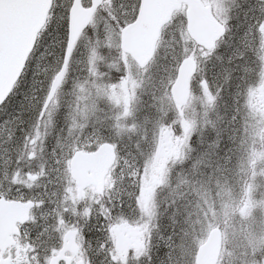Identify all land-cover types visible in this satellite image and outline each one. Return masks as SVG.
<instances>
[{
  "label": "snow or ice",
  "instance_id": "obj_1",
  "mask_svg": "<svg viewBox=\"0 0 264 264\" xmlns=\"http://www.w3.org/2000/svg\"><path fill=\"white\" fill-rule=\"evenodd\" d=\"M75 2L76 0H51L50 5H47L48 15L39 26L38 34L34 38L29 37L27 43H22L17 38L12 27L6 29L2 19H0V78L6 81L0 83V130L7 131L13 140L16 139L15 131H19L18 128L13 131V128L10 127L15 109L19 107L17 102L25 99L30 83H41V81L34 80V69L38 66V57L43 58L45 55L53 57L57 64L54 70L57 81L56 100L50 105L49 120L46 124L49 129L59 119L55 115L56 112L61 111L58 97L60 89L66 84V78L72 75L69 69L73 58H77L78 63L87 65L81 69L87 74V80L83 83L76 80L72 81L70 93L73 96V101L71 105L66 106V111L62 114L67 121L64 131L71 133L68 123L74 124L75 121L79 120L83 126L82 131L88 132V139H85L83 135L78 139L69 135L66 143L61 147H55L52 150L55 153L52 160V164L56 166L54 171H60L62 155L66 158L72 156L73 141H75L76 146L89 151H97L102 145H114L119 156L126 161L129 156H132L127 144V141L131 140V130L127 128V121L131 118L133 120L132 128H141V138L136 141L138 149L147 143L149 126L155 125V121L147 116L142 122H136V114L139 109L133 107V97L129 96L124 105L119 99L121 94H126V89L121 87V79L125 75L124 61L121 58L122 29L136 20L140 11L141 0H118L115 8L108 5L102 8L98 5L96 13L90 18H86L83 28H77L71 20ZM92 4L93 0H80V6L83 8H91ZM214 5L221 27L218 30L217 38L209 41L206 47L200 49L202 58L199 59V63L207 64L213 58L214 53L220 49L223 40L227 38L229 33L233 32L235 27L238 33V39L233 37L237 44L236 56L243 64V68L240 64L236 66L241 75L237 77L238 83L234 92L235 108L229 119L234 124L237 121L240 122V126L234 131L237 133L243 131V135L239 137L237 144V148L242 150L250 139L254 140L256 137H260L264 141V110L254 106L252 92L255 84L249 79L251 76H256L258 70L264 68L261 63L264 62V0H255V3L250 7L241 3L240 0H214ZM241 10L242 15L240 14ZM182 22H186L183 16L178 17L175 22L181 33H183ZM192 43L194 41L189 36H185L184 47L181 49L185 56L188 51H191L190 45ZM174 51L175 49H173ZM249 55L255 58V68L244 63ZM47 71L46 68L45 72ZM162 71L167 72L168 69L165 68ZM224 71L229 75L224 76L223 79L231 85L232 70L225 69ZM139 74L137 72L135 75L138 76ZM261 74L264 75V72ZM259 78L257 76V79ZM151 79L150 76L149 80ZM126 80L131 81L133 88L136 87V81L132 79L131 74ZM89 82L95 89L94 94L86 91L85 84ZM161 84L170 87V84H166L163 78ZM217 87L220 85L217 84ZM165 99L171 100V96L164 93L160 100ZM197 99L190 96L185 101V106L191 108ZM199 100L205 105V116L208 114L207 109L215 110L216 98L213 95L207 94ZM101 103H104L106 108H101ZM157 111H163V109H157ZM198 115L199 113H194L193 119L189 122L190 138L187 141V159L183 162L186 179L182 183L190 186H202L206 179L210 182L220 169L221 154L228 150L229 138L221 130V125L213 124L215 131L207 133L209 142L203 140V130L196 127L195 117ZM217 119L220 120L222 117L217 114ZM206 122L212 123V121ZM47 135L46 133L44 144L40 148L39 161L32 159L25 162L13 158L12 164L9 165V171L12 170V165H15L16 168L23 166L22 171L24 173H41L42 169L47 171L48 155L50 154L47 150ZM198 136L201 138L199 141ZM236 140L235 136L231 137L232 143L236 144ZM2 143H8V141ZM25 143L24 137L21 136L19 148L26 151ZM2 151L4 149L0 147V152ZM7 151L12 153L13 149L9 148ZM20 154L19 151H16L14 157H19ZM137 155H142V153L138 151ZM225 159L230 161L231 157L228 156ZM70 175L69 173V177ZM27 179V176L23 177V180ZM17 181L19 182H13L11 177L5 180L3 175H0V194L8 192L14 194L16 199L32 200L33 208L39 213L34 222L38 223L41 219L45 221L51 219L54 223L52 227L46 224L41 230L34 233L36 238L33 241L36 244L34 251L38 253L37 255H30L27 259L16 260L13 257L12 260H8L7 253H5L3 257H0V264H13V261L15 264H63L55 252L49 258L47 254L52 249L44 237L46 233L59 232V228L55 226V221L58 214H63L68 202L65 201L64 206H61L58 201L50 198L52 194L48 188V179L42 174L39 175L38 181L30 187L25 185L20 177H17ZM70 183L74 185L75 181L70 180ZM217 187H219L218 184ZM85 190L91 193L87 185H85ZM113 191L115 195L110 194L101 199L99 203H97L95 196L91 197V204H89V197L87 196L79 201V205L84 207V212L75 216V222L69 221V223H73L74 234L82 233L84 236H89L97 229L100 232H106L111 218H118L124 210L129 208L125 198L132 197L133 200L135 199L134 194L126 189H114ZM25 193L28 194L25 195ZM183 195H187V193H182L181 198ZM8 198L11 199L13 196L9 195ZM101 204L104 205L103 208H101ZM49 205L51 206L48 207ZM90 207L96 210L95 218L89 211ZM45 208H47L46 211ZM100 221L104 222L103 226ZM94 224L95 228H93ZM77 227H79V232L76 231ZM24 235L30 239L27 232ZM186 236L187 232H181V237ZM48 239H52V236H49ZM163 239L167 241L165 246L168 248L163 264H184L187 257L184 239L177 242V238L172 235ZM77 247H79L78 244ZM41 249L43 254H39ZM62 255H70L68 249H64ZM144 259L147 264H156V258L151 256L150 251ZM71 264H83V261L72 258Z\"/></svg>",
  "mask_w": 264,
  "mask_h": 264
},
{
  "label": "rangeland",
  "instance_id": "obj_2",
  "mask_svg": "<svg viewBox=\"0 0 264 264\" xmlns=\"http://www.w3.org/2000/svg\"><path fill=\"white\" fill-rule=\"evenodd\" d=\"M208 3H211L214 7V11L216 13L214 0H205ZM118 0H106V5L109 7L115 8L116 3ZM243 4L248 5L249 7L255 3V0H241ZM103 7V5H102ZM105 7V6H104ZM183 14V12H181ZM131 20V17H129ZM172 32L176 35L179 39L177 40V45L173 58L175 60H182L188 57H194L196 60L202 58V52L199 47H197L194 43L190 45L191 51H188V54L185 56L181 49L184 47V39L185 36H188L186 33L185 24H183V33L178 28L176 23L173 24ZM121 58L124 61V67H126V72L124 78L121 79V87L123 88V84L128 82V88L130 91V96L133 97V103L135 102L134 108L139 109L136 114V120H139L141 116L138 117V114L143 112L144 117L147 116L152 119L150 115V109L152 106L157 107L158 109H163L164 115L168 112H171L169 115H166V118L174 117V114L180 116V127H181V135H177L172 128L167 124L159 125L158 130L148 131V144L152 148V151L146 152V159H145V166H139L138 160L135 157L129 156L127 160L123 164V171L126 167L128 171L134 178H129L130 180L127 182L123 178V183L129 186H136L140 183L141 194L137 199H134L130 202H126L129 205V208L125 211L132 215L135 210L138 208L140 211L141 216L134 222L127 221V215L122 213L117 224H111L110 230L107 232H100L98 229L96 230V237L99 240L100 248L102 251V256L98 264H123L126 263L131 257L137 258L139 257L144 249H137L135 251H126L128 237L127 235H134L136 236L139 233H143L145 237L146 229L148 228L150 223H153L156 217V209L153 204L152 194L154 188L160 185L163 181L165 169L169 162L177 161L183 156L184 149L187 145V141L189 139V122L193 119V114L199 111V116L201 113L200 110L205 109V105L200 102L199 98L205 97L207 94H213L212 88H208L207 90H203L200 87V84L194 87V95L193 97L198 98L196 101L193 102V106L191 108H187L186 106H176L173 101L172 97L171 100L165 99L163 101L160 100V97L167 93L170 95V87H165L161 84V77L160 80H149V77L152 78V67L149 69H140L137 67V64L128 56L121 52ZM168 59V58H167ZM179 61V62H180ZM264 65V62H261ZM87 67V65L78 63L77 58H73L70 66L71 76L66 78V84L64 87L60 89L59 93V103L61 105V111L56 112V116L59 118L63 116L62 112L66 111V106L72 104L73 96L70 93V88L73 80H76L79 83H83L87 80V74L81 71L82 68ZM48 69L46 64L44 65L41 62V58L38 57V66L34 69L35 76L34 80L36 81H44L49 76V69L45 72V69ZM137 72L140 74L137 76L135 75ZM264 72V68L260 69L259 72V82L255 85L253 89L252 96L254 98L253 103L254 106L259 108L260 110H264V75L261 73ZM204 73L212 74L211 71H204ZM55 74V73H54ZM54 74L51 76L49 82V87L53 80ZM132 75V79L136 81V87H132L131 81H127L126 78L129 75ZM214 77H217L216 75ZM40 80H39V79ZM166 84H170L171 82L167 83L166 79L163 78ZM214 81H211V83ZM213 84V83H212ZM35 85V83H32ZM85 88L87 92L95 93V89L92 87L91 83H86ZM155 97V98H154ZM121 104H126L125 102V94H121L119 97ZM56 97L53 102H55ZM101 108H106L104 103H101ZM50 110V109H49ZM206 110V109H205ZM205 112V111H204ZM208 112V109H207ZM138 117V119H137ZM199 117L195 119L196 123H198ZM49 120V111L46 114L45 121L35 129L33 134V138L28 140L27 153L31 155V159H36L37 161L40 160V148L44 144L45 141V134L47 133V138L50 135L48 128L46 127L47 121ZM127 122L133 124V120L130 118ZM81 121L77 120L74 122L73 127L71 128V133H69L65 138H68L69 135L74 136L75 138H79L81 135L84 136L82 133V126ZM197 127V125H196ZM154 131V132H153ZM85 139H88V132L84 136ZM260 137H256L255 140ZM33 143V145H32ZM73 148H79L75 145V141H73ZM27 162L24 158H20ZM49 160V159H48ZM253 164L251 169V175L248 183V187L246 189V196L243 205L239 208V211L235 218L228 217L226 213L219 214V213H211L208 216L207 223L205 225V229L202 232V237L198 240L197 244L195 245L194 252L191 254V264H195V249L198 244L206 237L208 234L209 228L213 227V224H217L222 222L225 226H227V231H225L224 236L227 237V243L229 245V254L236 256L237 253H240L247 259V264H264V207H262L259 203H256L255 196L257 198H263L264 193V170H261L259 166L264 167V160L263 155L260 152H256V156L252 158ZM51 166V163H49ZM127 165V166H126ZM5 166V162L3 163ZM55 166V165H53ZM64 166H67L66 164ZM23 166H21L22 168ZM129 167V168H128ZM60 171H57V182H58V198L57 200L64 205L65 201H67V206L69 209L71 205L77 203V187L76 185L70 183L71 176L69 177V170L62 171L61 164L59 166ZM52 168L49 170L48 173H51ZM137 173H141L142 177L138 178ZM29 173L20 172V168H13L11 171L7 172L6 179L11 177L13 182L17 181V177L23 181L25 185L30 187L32 184L36 183L30 177H28ZM32 174V173H31ZM36 175V174H32ZM27 176V180H23V177ZM51 179H49L48 184H50ZM108 183L107 186H109ZM128 191H131L128 189ZM132 192V191H131ZM89 194V192H88ZM95 196L97 202L99 201V196L96 190L91 189V193L89 194V204H91V197ZM131 198V197H130ZM65 207V208H66ZM58 225L55 223V226L59 228V232L50 233L48 235L52 236V239H49V242L56 243L58 241H62L64 233L73 228V225L69 223H65L64 219H58ZM95 227V224L93 225ZM103 226V225H102ZM30 230H27L29 232ZM246 233H250L247 237V241L249 244L244 243V239L246 237ZM245 236V237H244ZM242 238V242L239 241V238ZM143 241V238L140 239ZM139 242V241H138ZM34 246L33 250L26 249L24 245L18 246L12 253L16 260L20 259H27L30 255H37L38 253L34 251L36 248V244L32 242L30 246ZM59 247H52L51 252L49 253V258L53 255V252L57 253ZM225 252V250H224ZM223 252V255H224ZM263 254V259L257 260L256 256L257 253ZM77 259L84 258V252L80 253ZM15 262V261H14Z\"/></svg>",
  "mask_w": 264,
  "mask_h": 264
},
{
  "label": "trees",
  "instance_id": "obj_3",
  "mask_svg": "<svg viewBox=\"0 0 264 264\" xmlns=\"http://www.w3.org/2000/svg\"><path fill=\"white\" fill-rule=\"evenodd\" d=\"M107 10V9H106ZM241 15L243 14L241 10ZM181 17L176 15L174 22L169 29H166L161 37L160 45L156 58L153 62L154 72L152 75V80H160L161 77L170 81L175 75L177 60L173 58V49L176 48L177 40L181 37H177L172 32L173 24L176 22L177 18ZM184 24V22H182ZM237 37L238 33L234 27L233 32L229 33L227 38L222 42V45L218 51L214 53V56L207 64H201L200 68L205 69V66L209 71L212 72L213 76H217L215 79V84L213 88L214 97L216 98L215 110L208 109V114L205 116V109L199 117L197 128L202 129L204 132L203 140L208 141L207 133L214 132L213 124L221 125V130L225 133L226 137L229 138L227 148L228 150L223 152L220 157V169L216 172L215 176L209 182L207 179L202 186H190L186 183H182L186 179L184 175L183 162L187 159V146L184 149L183 156L173 162H169L165 169V174L163 178L162 185L159 186L155 193V205H156V217L153 221V225L148 231V237L146 241L145 253L142 257L138 259H131L130 264H147L144 259L148 252H151V256L156 258V264H163L166 259L168 248L165 246L167 241L163 239L166 236L172 235L177 238V242L180 239H184L186 244L187 257L184 264H191V254L195 248L197 241L202 237V232L205 229V225L208 220V215L211 213H226L228 217L235 218L239 208L243 205L246 189L248 187L250 175H251V164H253V156H256V152H260L263 155L264 160V141L260 138L256 140H249V142L244 146V148L238 149L237 144L239 143V137L243 135V131L237 133L234 129L240 126V122L237 121L235 124L229 119L233 114L234 104V92L235 87L238 83L237 77L241 75V72L236 69L238 64L243 68V64L236 56L237 44L233 37ZM168 58V62L165 64V59ZM219 57V59H216ZM250 61V63H249ZM41 62L48 67L50 74L48 78L44 81L40 80L42 84L34 87L30 86L28 92L25 95V102L18 101L19 107L15 109V115L12 117V124L10 127L15 131L17 128L19 131H15L16 139L13 140L8 132L0 136L1 142L8 141V143H2L4 151L0 152V157L5 154V151L9 148L13 149L12 153L8 156L11 159L24 158L27 162L29 161L30 154L24 149L19 148L20 137L23 136L26 141L25 147L27 148L28 140L33 138L35 129L33 126L38 123V111L41 107L43 100L45 99L47 89L44 87L45 83H49V78L54 72L57 64L53 57L43 56ZM248 63L249 67L255 68V58L249 55L248 59L244 62ZM124 67V66H123ZM167 68L168 71L164 72L163 69ZM225 69H230L231 71V85L224 81L223 77L229 75L225 72ZM201 71V72H203ZM126 72V67H124V73ZM260 70L257 71L256 76H251L249 79L254 82L255 85L259 82L257 76H259ZM156 74V75H155ZM211 79V76L207 75ZM260 77V76H259ZM81 81V80H80ZM78 81V82H80ZM212 81V79H211ZM217 84L220 87H217ZM157 107L152 106L150 109V115L152 116V121H155V125H150L148 131L155 130L157 126L162 124L169 125L176 134L180 135V119L181 116L174 114L172 120L164 112L157 111ZM169 112L167 115H169ZM217 114L222 119H217ZM140 123L144 119V113H139ZM137 117V119H138ZM6 119V118H5ZM206 121H212V123H207ZM62 122V121H60ZM71 126L68 123V128ZM127 128L130 129L131 140L127 141L128 147L132 152V157H135L139 162V166H145L146 152L152 151V148L148 144H143V147L137 148L136 141L141 138V128H132V123L127 122ZM154 132V131H153ZM235 136L237 138L236 144L231 142V137ZM190 138V137H189ZM198 141L201 139L197 137ZM143 143V141H142ZM15 145V147H14ZM19 151L21 154L19 157H14V153ZM142 153V155H137V152ZM230 156V161L225 159V157ZM119 162H125V159L119 156ZM127 166V165H126ZM261 170H264L263 166H259ZM129 173L125 178H130ZM142 174L138 175L141 178ZM217 184L219 187H217ZM186 192L187 195L182 193ZM264 196V193H263ZM256 203H259L264 207V199H258L256 197ZM80 206L74 209L75 213H81ZM217 226L223 228L227 231V226L222 222L217 223ZM181 232H187L186 237H181ZM250 233H246L244 243L249 244L247 237ZM242 242V238H239ZM229 252V245H225V251ZM257 259H263V254L257 253ZM221 264H247V259L240 253L233 256L229 253L225 254Z\"/></svg>",
  "mask_w": 264,
  "mask_h": 264
},
{
  "label": "water",
  "instance_id": "obj_4",
  "mask_svg": "<svg viewBox=\"0 0 264 264\" xmlns=\"http://www.w3.org/2000/svg\"><path fill=\"white\" fill-rule=\"evenodd\" d=\"M51 0H0V19L4 27H12L17 38L22 43H27L29 37L38 34L39 26L48 15L47 5ZM103 0H93L91 8L80 6V0H76L71 13L72 23L77 28H83L86 18H90L101 5ZM185 9L187 31L200 46L206 47L209 41L218 36L221 27L220 21L213 14L212 6H206L202 0H141L140 11L136 20L122 29L121 49L129 54L141 68H144L153 58L161 29L171 20L175 11ZM197 64L191 58L184 59L179 65L176 80L171 86L173 100L178 105H184L190 97L191 78L196 72ZM0 78V83H4ZM207 87V82H202ZM126 89V85L124 86ZM57 89V81L54 78L43 112L52 101ZM127 91V89H126ZM116 158L113 145H102L95 152L88 153L76 151L71 158V174L79 185V197L84 195L85 185H95L102 192L104 180L109 168ZM31 208L30 203L0 201V232L2 228L15 225L16 221L27 219V213ZM4 213V214H3ZM25 218H21V217ZM73 230L66 233L65 244L58 257L64 259L67 264L70 260L62 255L64 249L72 253L78 252ZM0 244L5 249L11 243L6 239ZM222 248V232L219 228H213L205 242L201 244L196 253V264H217Z\"/></svg>",
  "mask_w": 264,
  "mask_h": 264
},
{
  "label": "flooded vegetation",
  "instance_id": "obj_5",
  "mask_svg": "<svg viewBox=\"0 0 264 264\" xmlns=\"http://www.w3.org/2000/svg\"><path fill=\"white\" fill-rule=\"evenodd\" d=\"M0 147L3 148V146H2V142H1V141H0ZM5 155H6V151H5V154H4L2 157H0V160H1V159H4ZM5 162L7 163V164H5L6 166H9V165H10V160H9V159H5ZM0 166H3V164H0ZM4 179H6V177H4ZM120 189H121V188H120ZM49 191H50L51 194H52L51 197H55V196H57V194H58V182H57V179L54 178V179L50 182ZM27 194H28V193H25V195H27ZM9 195H12L13 198H15L14 194H11V193H8V192H4L3 194H0V197H4V198L10 200V198H8ZM25 201H29V200H25ZM27 223H28V222H27ZM27 230H30V231L27 232ZM38 230H39V229L36 228V227L28 226L27 224H25L24 226H22V234H21V236L17 237V244L19 243L20 245H25V246H26V249H31V250H33V247H34V246H33V245L30 246V245H31L32 242L36 239L35 236H34V233H35L36 231H38ZM25 232H27V233L29 234L30 239L25 237V235H24ZM45 236H46V234H45ZM44 239H46L47 241H49L48 237H47V238H44ZM17 244H16V245H17ZM34 244H35V243H34ZM129 244H131V241H129ZM16 245H15V246H16ZM15 246L9 248L8 250H6V251H4V252H0V257H3L4 254L7 253V257H10V258L12 259V256H13L12 250H13V248H14Z\"/></svg>",
  "mask_w": 264,
  "mask_h": 264
}]
</instances>
